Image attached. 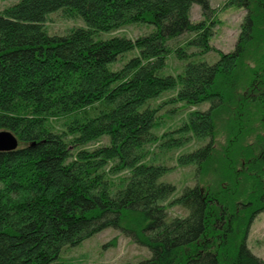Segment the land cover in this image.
<instances>
[{
    "label": "trees",
    "instance_id": "1",
    "mask_svg": "<svg viewBox=\"0 0 264 264\" xmlns=\"http://www.w3.org/2000/svg\"><path fill=\"white\" fill-rule=\"evenodd\" d=\"M193 4L201 20L190 18ZM228 5L245 10L241 32L235 49L218 51L214 63L199 59L215 50L209 42L218 21L209 0H18L0 12V130L18 140L14 150L0 151V264H53L64 248L106 228L149 250L126 264H264L246 245L264 208V138L257 153L245 148L234 177L233 160L217 163L213 149L219 111L232 115L235 142L250 130L242 124L247 105L257 102L264 124V0ZM55 11L84 25L51 35L45 22ZM128 25L146 30L135 38L103 36ZM127 52L133 55L114 69ZM172 57L183 66L167 73ZM245 85L262 90L238 99ZM167 103L188 112L159 136ZM188 133L208 141L179 164H196L198 176L221 170L228 180L216 188L197 182L168 201L176 186L160 181L169 168L147 158V145L163 138V147L179 148ZM102 137L108 142L89 147ZM245 176V200L231 198ZM170 205L187 215L169 219Z\"/></svg>",
    "mask_w": 264,
    "mask_h": 264
},
{
    "label": "rangeland",
    "instance_id": "2",
    "mask_svg": "<svg viewBox=\"0 0 264 264\" xmlns=\"http://www.w3.org/2000/svg\"><path fill=\"white\" fill-rule=\"evenodd\" d=\"M16 1L18 0H0V12L6 6L11 5ZM225 2L226 0H209L211 8L214 10L213 17H215V20L218 22L213 28V35L209 42L215 50L209 51L199 58L207 61L208 63H214L218 60V51L221 53L233 51L241 32V23L245 15V10L234 5L224 6ZM190 18L195 21L203 18L201 15V7L198 4H193ZM82 25H84V21L81 18L68 19L63 16L61 11L51 12L45 22L46 30L51 35H61L66 33L72 27ZM145 30L146 29L144 27H140L139 25H128L115 32L103 34V36L122 35L135 38L144 33ZM185 36V34L181 35L180 40H184ZM127 54L128 55L122 57L112 67L114 69L121 67L124 61L133 55L131 52H127ZM244 61L250 66L255 65L254 60L249 56L244 57ZM182 66V61L179 62L176 58L172 57L169 59L165 70L168 71L167 73H176L181 70ZM246 86L247 85H245L244 88L236 89V92L239 95L238 99L242 98V95H250L249 97H253L262 90L260 86L257 87L256 91H250ZM173 94V91L165 93L162 95L163 97L158 100V102L167 100ZM256 103L257 102L255 101L254 104L247 105L246 110L250 112L248 113L249 117L246 121L242 120L244 121L242 124L245 127H249L250 130H246V132L242 135L240 134L241 136L236 139V142L233 134L230 132L232 122L229 121L232 115L230 116L229 112L225 110L219 111L215 115V141L213 143V149L215 157H220V159L222 158V160L218 159L216 162H224V157L225 161L226 159L231 158L234 163V169L232 168V170H230L233 177L235 174L238 175L244 165L242 164L243 156H241V154L245 153V148L257 153L258 148L263 142L259 141V139L262 137L264 138V124L260 122V119H258V116L260 117L261 115V111ZM208 104V102H205L198 109H206L209 106ZM183 108V103H167L160 110V113L164 116L163 119H165L164 121L166 122V125L158 127L155 130L156 134L160 136L162 133L172 130V128H176L180 125L188 112L186 111L188 106H185L184 109ZM172 109H174L175 113L171 119L165 115H167V113ZM246 110L243 111V109H241V116H245V118ZM185 136H189V140L179 148L168 149L163 147V138H159L156 143L147 145V149L149 151L147 158H152L149 160L153 163H162L169 168V170L161 176L160 181L171 182L176 186L174 194L168 199V201L174 196H178L186 186H193L197 182H199V184L203 187L211 186V188H216L220 179L225 178L228 180L227 173L221 170L219 173L216 171L203 172L200 176H198L196 164H179V156L204 145L208 141L206 138L196 140L195 138H192L190 133L185 134ZM107 142L108 138L102 137L98 142L90 145L89 147L105 144ZM255 145H258V148ZM235 146L237 151L234 153L233 150ZM226 150H229V155H225ZM245 179L246 176L241 179L238 177V185L236 186V183H234V186L231 188V198L243 201L245 200L246 194H244L245 192L242 189L250 187V182H246ZM168 201H166V203ZM167 210L169 219L175 216L183 217L188 213V211L180 205H170L167 207ZM246 245L254 255L259 257L264 262V211L259 213L249 226ZM149 256L150 252L147 248L135 243L119 229L106 228L85 239L80 245L64 248L53 264H126L128 262H138L148 258Z\"/></svg>",
    "mask_w": 264,
    "mask_h": 264
},
{
    "label": "water",
    "instance_id": "3",
    "mask_svg": "<svg viewBox=\"0 0 264 264\" xmlns=\"http://www.w3.org/2000/svg\"><path fill=\"white\" fill-rule=\"evenodd\" d=\"M18 146L16 136L9 130H0V151L14 150Z\"/></svg>",
    "mask_w": 264,
    "mask_h": 264
},
{
    "label": "flooded vegetation",
    "instance_id": "4",
    "mask_svg": "<svg viewBox=\"0 0 264 264\" xmlns=\"http://www.w3.org/2000/svg\"><path fill=\"white\" fill-rule=\"evenodd\" d=\"M263 211H264V208H261V209L255 214L253 220L256 218V216H257L259 213H261V212H263Z\"/></svg>",
    "mask_w": 264,
    "mask_h": 264
}]
</instances>
